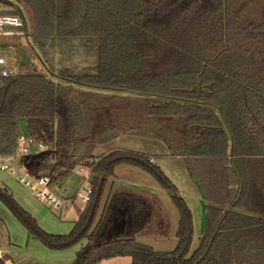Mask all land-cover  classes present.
<instances>
[{
  "label": "trees",
  "instance_id": "trees-1",
  "mask_svg": "<svg viewBox=\"0 0 264 264\" xmlns=\"http://www.w3.org/2000/svg\"><path fill=\"white\" fill-rule=\"evenodd\" d=\"M1 1L9 9L0 13L29 10L24 31L48 73L19 65L0 75V154L15 155L24 132L48 145L22 159L34 174L93 165L91 200L65 235L46 232L0 186V200L29 233L52 250L85 240L79 264L120 256L132 264H264V0ZM127 132L161 140L186 161L207 204L196 249L192 210L151 154L94 155ZM122 163L173 192L175 249L137 239L154 218L144 193L111 189L102 203Z\"/></svg>",
  "mask_w": 264,
  "mask_h": 264
},
{
  "label": "rangeland",
  "instance_id": "rangeland-1",
  "mask_svg": "<svg viewBox=\"0 0 264 264\" xmlns=\"http://www.w3.org/2000/svg\"><path fill=\"white\" fill-rule=\"evenodd\" d=\"M13 1L15 4L22 5L18 0ZM23 8L26 10V7ZM6 9H9V6L0 0V11ZM26 12L29 14H25V17L31 16L29 10ZM28 23L31 24V20ZM22 42L29 55L30 63L28 66L24 65L21 70L47 74L48 69L39 56V52L31 48L26 37L22 38ZM22 126L21 123L20 129H22ZM23 130H25L24 126ZM155 140L138 134L122 133L110 142L99 144L93 153L99 157L110 149L118 148L151 154L155 158V163L161 167L178 187V194L183 197L181 189L186 183L189 186H195L189 182V175L187 176L185 173L184 160L176 156H166L171 151L166 145H164L165 148L167 147L166 149H161L160 142ZM12 162L18 167H23L22 158H14ZM91 163H82L70 172L62 169L51 180L49 188L57 197L63 200L59 207L50 205L45 198L37 197L27 186L20 182L19 174L12 175L9 171L0 169V186L9 188L19 205L34 216L38 224L46 232L58 235L69 234L74 227L75 221L80 217L88 203L82 197L91 187L90 183L86 182L87 177L89 175L92 176L91 168L93 165L91 166ZM24 167L26 166L24 165ZM80 168H82L81 172ZM113 181L114 183H112ZM133 183H146L147 185L157 183L162 188L161 194L156 193L154 196L148 193L146 195L148 199L155 201L154 218L150 226L140 233L137 239L140 242L149 244L155 250L171 251L175 249L179 241L177 231L181 216L172 198L173 192L164 188L155 177L142 168L126 163L117 165L115 174L108 178L102 203L104 204L110 195L114 184L116 185L114 191H116L125 188L134 189L131 185ZM216 221L217 219H215ZM199 238L194 231L192 250L198 247ZM84 243L85 240L66 250L47 248L36 236L29 233L27 228L0 200V252L4 254L3 258L8 257V261L12 262V264H79L77 252ZM96 264H132V257H113L103 259Z\"/></svg>",
  "mask_w": 264,
  "mask_h": 264
},
{
  "label": "built area",
  "instance_id": "built-area-1",
  "mask_svg": "<svg viewBox=\"0 0 264 264\" xmlns=\"http://www.w3.org/2000/svg\"><path fill=\"white\" fill-rule=\"evenodd\" d=\"M28 26L27 19L18 14L0 13V75L7 76L12 72V68H15L21 63L20 51L16 55L8 53L5 49L8 48V44L11 41H21L22 38L26 37L29 41L28 33L25 34L24 27ZM30 43V42H29ZM20 48V45H19ZM22 48V46H21ZM25 48V47H23ZM13 60H16V64L13 65ZM48 149V145L30 136L27 133H20L18 136V149L13 157L4 156L0 154V169L9 171L12 175L19 174V180L25 186H27L37 197L45 198L50 205L59 207L61 200L57 197L49 188L51 176L47 173L34 174L30 172L24 164L23 167L14 165L12 160L14 158L23 159L26 155L38 154ZM153 161V159H151ZM82 168H80V172ZM91 175L87 178L89 183ZM93 188L90 187L85 194H83V200L89 202L91 200Z\"/></svg>",
  "mask_w": 264,
  "mask_h": 264
},
{
  "label": "crops",
  "instance_id": "crops-1",
  "mask_svg": "<svg viewBox=\"0 0 264 264\" xmlns=\"http://www.w3.org/2000/svg\"><path fill=\"white\" fill-rule=\"evenodd\" d=\"M20 45V48H19ZM8 48H6L5 50L10 53V54H18V52L20 51V53L22 52V49L24 46L23 42L21 41H11V43L8 44ZM22 46V48H21ZM155 141H159L160 145H161V149H166L164 145H166L163 141L161 140H155ZM152 156L153 162H155V158ZM166 156H173L171 155L170 152H168L166 154ZM179 157V156H176ZM182 158V157H179ZM184 160V158H182ZM183 167L185 169V173L188 176L189 175V182H191L193 185H195L194 187H192L191 185L189 186L187 183L183 186V188L180 190L183 198L187 201V203L189 204V206L192 209L193 212V218H194V231L196 232V236L197 237H201L202 235H204L205 231H206V213H207V204L205 202V200L202 198L201 192L199 190V188L196 186V184L194 183L193 179L191 178L188 169H187V163L184 160L183 162ZM114 183V181L112 182ZM133 186L134 189L140 191L141 193H144L145 195H147L148 193H151L152 195L155 196V194H161L162 193V188L157 184H153V185H147L146 183H133L131 184ZM179 185L181 186V184L179 183ZM115 184L112 186L113 190L115 188ZM111 187V188H112ZM178 189V187H177ZM152 201V200H151ZM153 205L156 207L155 205V201H152ZM154 207V209H155ZM2 252H0V259L3 258Z\"/></svg>",
  "mask_w": 264,
  "mask_h": 264
},
{
  "label": "water",
  "instance_id": "water-1",
  "mask_svg": "<svg viewBox=\"0 0 264 264\" xmlns=\"http://www.w3.org/2000/svg\"><path fill=\"white\" fill-rule=\"evenodd\" d=\"M21 55H22V57H21V63L23 65H28L30 63V58H29V55L27 53L26 48H23L22 49ZM14 61L16 62V60H13V65L16 64ZM49 175L51 176V178H54L55 177L54 174H49ZM5 264H12V262L7 261Z\"/></svg>",
  "mask_w": 264,
  "mask_h": 264
}]
</instances>
